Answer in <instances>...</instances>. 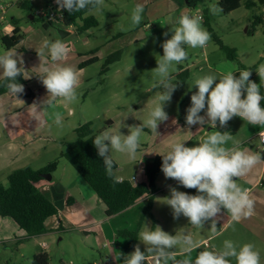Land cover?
Returning <instances> with one entry per match:
<instances>
[{"label": "rangeland", "instance_id": "374dc122", "mask_svg": "<svg viewBox=\"0 0 264 264\" xmlns=\"http://www.w3.org/2000/svg\"><path fill=\"white\" fill-rule=\"evenodd\" d=\"M18 1L0 0V15L4 7L5 16L11 26H14L12 18H19L25 39L10 49L0 42V55L9 50L16 52L24 60L26 73L32 76L28 83L23 84L25 90L18 96L10 91L0 95L4 98V104H0V183L6 186L9 182L8 176L14 169L25 166L39 169L54 160L59 161L58 168L53 172L54 180L62 179L64 184H68L73 175L79 176L74 166L62 156V152L67 149V142L78 139L76 128L81 124L92 122L93 129L100 134L105 129L114 128L121 123L120 131L125 135L129 134L127 126L142 124V120H146L144 115L149 114L159 102L157 94L164 91L162 87H152L158 77H154L151 71L158 66L157 59L163 55V41L172 35V25L162 26L161 23L174 24L181 12L202 16L203 27L211 34V39L204 48L184 45L188 59L183 63L173 64L171 75L182 69L187 70L188 77L186 83L177 85L171 101L164 104L169 119L158 124L155 134L151 129L144 128L135 161L129 160L124 154H112L117 164L115 172L118 176L135 175L138 177L136 182H139L145 179L146 174L148 179L152 158L159 155L154 152H167L171 143L182 142L189 137L190 128L186 124L187 109L191 106V95L198 91L196 86L190 87V84L197 78L206 74L219 75L227 71L236 73L247 69L251 71L250 79L260 84L257 67L264 64V3L259 0H254L256 5L252 8H248L244 1L241 7L230 13L220 12L215 15L208 6L218 5V0H104L101 9H92L85 14L94 16L99 21L98 25L87 31L78 30V26L83 23L82 19L68 27L59 21L45 27L46 17H40L37 11L47 10L48 4L54 0H30V7L19 5ZM137 4L144 5L143 19L139 25L133 26L131 13ZM33 12L36 20L30 18ZM59 28L68 32L63 34ZM165 32H168L167 37L164 36ZM58 39L69 49V55L62 63L72 66L79 77L77 100L56 101L55 110L62 113V126H57L48 114L53 109L42 111L43 105L40 102L47 96V90L40 78L34 74L40 71L38 66L41 63L36 49L43 48L45 41L54 42ZM221 43L235 48L237 58H229ZM117 52L119 55H114V61L107 66L106 58ZM44 54L47 63L43 66L51 67L52 61L46 48ZM95 55L100 57L98 61L80 69L82 61ZM2 77L3 70L0 69V78ZM174 79H177V76L172 78ZM218 82L217 80L215 83ZM260 90L264 91V84L260 85ZM12 95L16 99H13ZM206 111L207 104L200 115L206 117ZM133 112L140 119L133 116ZM109 119L114 122L109 124ZM210 125L207 118L201 125L205 126L204 139L214 131L224 133L223 128H216L207 133L209 129L206 127ZM224 127V131L231 135L225 145L227 148L239 138L250 136L261 128L259 125L249 124L239 116L233 117ZM141 159L142 162H138ZM47 179L51 180L47 176L42 179L41 189L43 187L44 193L51 196V188L45 185ZM175 181L162 174L155 193L157 204L156 215L153 214V217L142 216L148 200L135 204L132 209L120 213L117 217H110L105 225L108 234L106 246L98 236L101 234L96 229L98 227L86 233L88 228L80 223L92 221L93 218L81 211L77 215L79 223L73 225L66 219L68 215L65 214L63 226L60 227L61 222L55 223L52 217L48 220V231L27 239L20 237L25 234L24 231L9 218L17 228L14 237H20V240L8 243L10 247L0 255V264H7V260L16 264H31L34 253L44 249H49L50 264L116 263L115 255L124 254L126 236L119 234L123 228L139 229V232L144 227L153 230L160 219L159 226L169 234L189 232V229L175 223L186 217L181 215L174 219L171 207L158 199L170 196L172 187L182 191V185ZM74 204L78 205V202ZM68 211L69 209L66 212ZM97 213L98 208L94 210L96 217ZM102 216L105 217V214ZM53 223L59 224L58 227L53 228ZM119 242H122V246H119ZM140 242L141 251L146 252L147 246ZM44 243L47 245L41 246ZM174 250L180 248L177 246Z\"/></svg>", "mask_w": 264, "mask_h": 264}, {"label": "clouds", "instance_id": "9594fccd", "mask_svg": "<svg viewBox=\"0 0 264 264\" xmlns=\"http://www.w3.org/2000/svg\"><path fill=\"white\" fill-rule=\"evenodd\" d=\"M59 10H67L69 13L78 12L85 8L101 9L104 0H55ZM209 10L215 15L223 12V8L216 4H209ZM144 5L137 4L131 13V22L137 26L143 19ZM203 17L199 14L181 12L179 18L173 24L170 31L171 38L162 43L163 55L157 59V67L151 71L158 80L153 88L162 87L164 91L157 94L158 103L149 112V118L142 120L140 125H130L129 134L120 131L122 124L109 127L96 135L93 143L98 155L103 158L107 175L114 183H122V177L114 174L115 162L112 154L120 153L135 161L137 151L140 148L141 137L144 128H149L155 134L158 124L169 119L164 109V104L170 102L177 83L172 82L171 70L173 64L183 63L188 59V53L184 45L191 48H204L211 39V34L203 27ZM168 36V32L164 33ZM52 61V66H43L45 60L44 49ZM41 63L37 75L47 90V96L40 102L42 111L53 109L51 118L57 126H62V113L56 111L58 99L74 102L77 100V88L79 77L72 66L63 64L69 55V49L62 40L54 42L45 41L43 48H37ZM19 65V66H18ZM24 60L16 52L11 50L0 55V69L8 83L7 89L14 95L24 92V85L17 83V77L23 75L24 79L31 78L23 67ZM260 84L252 81L251 71L239 70V76L235 72H221L219 75L206 74L197 78L191 86H196L198 91L191 95V106L187 109L186 124L203 125L207 122L216 127L225 126L233 117L239 116L249 124L259 125L264 128V95L260 92V85L264 84V64L257 67ZM218 83H215L216 81ZM214 85V87H213ZM246 92V96L244 93ZM207 104L206 117L200 115ZM133 116L140 119L135 112ZM39 119V116L36 117ZM173 123H176L173 121ZM264 141V131L259 134ZM231 139L228 132L214 131L203 139L197 146L188 147L182 142L170 144L167 152H154L162 156L161 170L166 178L175 179L186 188H195L196 195H190L170 188V196L158 198L169 205L173 210L174 219L181 215L189 219V224L202 229L206 221L211 220L210 232L213 238L221 235L217 231L218 214L221 209H226L232 221L239 222L242 218L251 217L254 214V200L250 198L247 189L237 184L234 178L245 176L255 165L261 156L247 150H241L238 146L227 148L226 143ZM153 153V152H146ZM138 162H142V159ZM137 162V163H138ZM138 238L147 247L146 252L141 251L140 245H135V250L124 257L123 264H231L230 258H235L236 264H260V253L254 244L245 243L239 248L231 240H224L220 251L203 250L193 261L190 258L192 250L198 247L190 232H177L175 235L164 231L160 226L154 230L144 227ZM179 247L185 254V258L177 259L174 249ZM122 255V254H121ZM120 256H115L117 261Z\"/></svg>", "mask_w": 264, "mask_h": 264}, {"label": "trees", "instance_id": "16d2710c", "mask_svg": "<svg viewBox=\"0 0 264 264\" xmlns=\"http://www.w3.org/2000/svg\"><path fill=\"white\" fill-rule=\"evenodd\" d=\"M246 1V6L252 8L256 5L254 0H218V6L223 8L224 13L238 9ZM264 3V0H259ZM18 4L24 7H30V0H19ZM92 8H85L78 12L69 13L64 10V18L59 20L65 27L77 24L78 19H82L83 23L78 26L79 31H87L89 28L98 25L99 21L94 16H85ZM36 20V15L33 12ZM260 18V17H259ZM32 19V18H31ZM262 19V17L260 18ZM58 22L46 21L45 27ZM14 29L11 34L1 37V42L8 48H12L25 39V33L20 25V19L12 18ZM222 48L227 52L229 58L236 59L237 52L235 48L229 47L221 43ZM111 54L106 58L107 66L113 62L114 55ZM99 56H92L80 63V68L98 61ZM239 76V71L235 73ZM173 83L182 84L188 77L187 70H179L173 75ZM28 79H24L23 75L17 77V83H28ZM8 83L4 77L0 78V95L9 92L5 86ZM264 95V91L260 90ZM246 96V92L244 93ZM264 106V101L261 102ZM92 122H86L76 128L78 139L66 143L67 149L62 152L65 157L78 171V173L91 185L97 195L106 203V213L108 216L115 215L131 205L135 204L144 196L148 197L147 204L144 208L143 217L150 215L153 217L154 197L157 192V178L161 173L162 156H155L150 167L147 181L133 182L130 179L123 178L122 183H114L105 169L103 158L98 155L97 149L94 146L93 140L97 132L92 127ZM115 162V161H114ZM59 161L54 160L48 165L35 169L31 166H25L14 169L8 176V186L0 183V215L12 217L21 229L25 230L27 237L38 236L48 231V220L54 216L60 218V209L49 196H47L38 186V182L44 178L45 174L54 172L58 167ZM117 164L115 162L114 174ZM117 176V175H116ZM184 192L190 195H196L195 188H187ZM139 229L131 230L123 228L119 234L124 235L130 240L124 246V251L132 249L138 242ZM50 254L43 250L35 254L31 264H50Z\"/></svg>", "mask_w": 264, "mask_h": 264}, {"label": "crops", "instance_id": "0c3cea01", "mask_svg": "<svg viewBox=\"0 0 264 264\" xmlns=\"http://www.w3.org/2000/svg\"><path fill=\"white\" fill-rule=\"evenodd\" d=\"M11 97L13 99H16L14 95H12ZM0 104L2 105L4 104L3 96H0ZM13 112H10V114H12ZM144 118L148 119L149 114L144 115ZM109 122H110L109 124H112L114 121L109 119ZM204 127L205 126H201L200 124L189 127L190 128L189 137L186 139L187 141L184 142L185 145L188 147L197 146L204 139V136H205L203 134V131L205 130ZM216 128H223V132H225L224 130H226L225 127L220 126L219 122L217 121L216 127L213 128L212 125H210V127L208 128L206 127V129H209L206 132L209 133L211 130H214ZM263 129L264 128L261 127L257 129V131L253 133L252 135L250 136L247 135L246 137L244 136V137L239 138L235 143H233L232 145L228 147V148H232V147L238 146L241 150H247L250 153L259 154L261 156L260 162L257 165H255L245 176L240 177V178H234L237 180L236 182L238 185L248 190L250 198L254 200L255 202L254 214L251 217L242 218L239 222H235V221H232L230 214L227 213V210L222 208L221 212L218 214L219 219L217 220V231L221 232L222 234L215 238L212 237L211 232H210L211 220L206 221L202 229L193 227L191 224H189V219L187 217L182 220L180 219L177 222L175 221V223L176 224L178 223L180 227L189 229V232L192 234L194 240L199 245L198 247L194 248L190 254V258L193 261L198 256L200 251H203L205 249L210 250V251H220L222 250V247H223V241L231 240L234 242L237 248H239L245 243L254 244L255 249L259 251L260 253V264H264V143L261 142L259 135H258L259 132ZM51 174H52L50 178L51 180L47 179L48 182L45 185L51 188L52 195L49 196L46 193L45 194L49 196L52 200H54L60 209V215H61L60 218H58L57 216L53 217L55 223H57V221L61 222L60 227H62L63 226L62 220H63V217L66 215H68L66 219L70 220L73 225L76 223H79L78 220L80 219L79 217H77V215L79 214V211H81L84 215H88L89 218H93V219L92 221H89V222L82 221V223L80 224H82L83 227L88 228L86 233H89L92 228L98 227L96 229L99 230V232L101 233L99 234L98 232L99 234L98 236H100V239L103 240L104 246H106L107 244V237H108L107 230L105 228V225L108 223L106 221L110 219V217H117V215H120V213L127 212L128 210L132 209V207L135 204L137 203L141 204L142 202H145L148 200V197L144 196L143 198L138 200L135 204L131 205L125 210L115 215L108 216L106 213V209H107L106 203L97 195V193L94 191L91 185L80 174L79 176L73 175V178L70 180L68 184H64L62 179L54 180L55 178H54L53 172ZM162 174L163 172L161 171V173L159 174L157 178V184L160 182ZM119 177H122V179L123 178L130 179L133 182H136L138 178L135 175H132L131 177H125L123 175H120ZM146 177L147 175L145 174L144 178L146 179ZM145 179L141 181H145ZM42 182H43L42 179L38 182V186L40 187V189H41ZM175 182H178V181L176 180ZM186 189H187L186 187L182 186L183 192ZM75 202H78V205L77 204L75 205L74 204ZM156 204H157V201H156V196H155L154 205H153L154 215H156L155 214ZM96 208H98L99 210V213H97L98 214L97 217H96V214H94V210ZM67 209H69L68 212H66ZM102 214H105V217L102 216ZM9 218H12V217L0 215V255L4 254L6 252V249L10 247V244L8 243L17 242V240H20V237L24 239L29 238L27 237L26 231L21 229L18 223L12 218L17 223L19 229L23 230L25 233L20 237H14L17 234L16 233L17 228L16 226H14L13 222L8 220ZM167 219L169 218L167 217ZM55 223L52 224L53 228H55L56 226L58 227L59 225ZM157 225L158 226L160 225V219L154 225L153 230L155 229ZM7 228L9 229V231H7ZM129 229L134 230L132 228H129ZM11 234L13 235L10 236ZM19 235L21 234L19 233ZM129 240L130 238L126 237L124 244L126 245V243ZM137 244L141 245V242L139 239H138ZM46 245L47 244L45 243L41 244V246H46ZM119 246H122V242H119ZM134 249H135V246L128 251H124L123 249L124 254L121 255L120 260L117 261L116 263L123 264L124 257L132 253ZM48 250L49 249H47V251ZM174 251L176 253V258L178 260L185 258V254L182 253L181 250H174ZM37 253H39V251L38 252L36 251L34 255ZM115 256H120V255H115ZM230 259H231V264H236L235 258H230ZM116 263L114 262V264ZM7 264H16V263L11 260H7ZM72 264H76V263H72ZM98 264H101V263H98ZM102 264H106V263H102Z\"/></svg>", "mask_w": 264, "mask_h": 264}, {"label": "built area", "instance_id": "2783aa9c", "mask_svg": "<svg viewBox=\"0 0 264 264\" xmlns=\"http://www.w3.org/2000/svg\"><path fill=\"white\" fill-rule=\"evenodd\" d=\"M2 8H3V13L0 15V42H1L2 36L7 35V34H11V32L14 29V26L13 25L11 26L8 23L7 18L5 16V9H4V7H2ZM37 14L40 17H46L47 21H49V20L59 21V20H62L65 16L64 10H59V7L56 4L55 0L52 1L51 4H48L47 10H38ZM261 131H264V129ZM261 142L264 143V141H261ZM107 264H114V263L108 262ZM145 264H147V262H145Z\"/></svg>", "mask_w": 264, "mask_h": 264}, {"label": "water", "instance_id": "95a60500", "mask_svg": "<svg viewBox=\"0 0 264 264\" xmlns=\"http://www.w3.org/2000/svg\"><path fill=\"white\" fill-rule=\"evenodd\" d=\"M30 18H34V15L33 14H31L30 15ZM59 30L63 33V34H65V33H67L68 31H66L65 29H63V28H59ZM45 176H47L48 178H51V176H52V174L51 173H47V174H45ZM44 176V177H45Z\"/></svg>", "mask_w": 264, "mask_h": 264}]
</instances>
